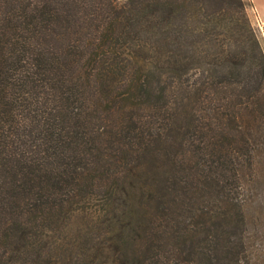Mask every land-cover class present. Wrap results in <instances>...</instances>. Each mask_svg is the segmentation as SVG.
I'll list each match as a JSON object with an SVG mask.
<instances>
[{"label": "trees", "instance_id": "trees-1", "mask_svg": "<svg viewBox=\"0 0 264 264\" xmlns=\"http://www.w3.org/2000/svg\"><path fill=\"white\" fill-rule=\"evenodd\" d=\"M249 6L0 0V264H264ZM95 200L97 253H69Z\"/></svg>", "mask_w": 264, "mask_h": 264}, {"label": "rangeland", "instance_id": "rangeland-1", "mask_svg": "<svg viewBox=\"0 0 264 264\" xmlns=\"http://www.w3.org/2000/svg\"><path fill=\"white\" fill-rule=\"evenodd\" d=\"M247 2H250V0H246ZM249 17L251 19L252 25L256 29V32L263 44L264 47V34L259 29L256 18L254 17V12L252 11V6H249ZM102 215V209L100 205V200H95L92 202L91 206L89 208L76 211L72 213L71 217L61 226L62 230H65L64 235L66 236L65 247H67V251L70 253L72 250L75 253L78 254L82 250H85L88 248V246L85 247V244H90L89 246L93 247V250L90 251V256L97 253V241L94 240V242H86L85 239L83 240V237H81L86 232L97 234L99 230L98 226V217ZM81 235V236H80ZM95 243V244H94ZM85 247V248H84ZM72 249V250H71ZM73 254V253H71ZM76 254V255H77ZM70 255V254H69ZM86 256V260L90 257ZM84 259V260H85ZM67 261H71V257L66 258ZM75 260V257H74ZM73 260V261H74ZM72 261V262H73ZM82 264V263H81Z\"/></svg>", "mask_w": 264, "mask_h": 264}, {"label": "crops", "instance_id": "crops-1", "mask_svg": "<svg viewBox=\"0 0 264 264\" xmlns=\"http://www.w3.org/2000/svg\"><path fill=\"white\" fill-rule=\"evenodd\" d=\"M252 3V11L254 12V17L261 20V24L264 28V0H250Z\"/></svg>", "mask_w": 264, "mask_h": 264}, {"label": "built area", "instance_id": "built-area-1", "mask_svg": "<svg viewBox=\"0 0 264 264\" xmlns=\"http://www.w3.org/2000/svg\"><path fill=\"white\" fill-rule=\"evenodd\" d=\"M257 25L259 27V29L262 31V33L264 34V28L261 24V20H259V18L256 19Z\"/></svg>", "mask_w": 264, "mask_h": 264}]
</instances>
